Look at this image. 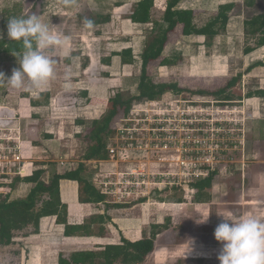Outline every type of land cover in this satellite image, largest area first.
<instances>
[{
    "label": "rangeland",
    "instance_id": "374dc122",
    "mask_svg": "<svg viewBox=\"0 0 264 264\" xmlns=\"http://www.w3.org/2000/svg\"><path fill=\"white\" fill-rule=\"evenodd\" d=\"M124 3L123 0H0V37L8 35L9 19L36 15L63 42L62 47L44 50L45 54L56 62L55 76L48 83L34 89L30 81L26 79L24 87L19 90L6 84L0 85V175L3 168L9 164L7 167L9 178L6 180L2 175L0 181L11 183L12 179L17 176L18 173L14 169L18 171L19 168L15 163H20L23 166V156L21 149L22 158L17 160L13 143L19 145L24 138H27L28 128L31 127L32 131L37 126L35 123L32 125L25 121V103H28L31 97H39L43 90L50 95L54 94L55 103L60 105L61 97L57 99L59 95L57 86L61 87L63 80L71 78L67 68L77 69L78 75L81 70L90 68L89 77L93 78V82H96L97 79L98 82L108 84L109 79L114 80L115 82L111 81V85L114 83L118 86L110 88L107 91V97L110 95L114 97L119 91L128 89L133 93L132 95H138L137 86L143 65L142 54L152 42L153 34H155L154 28L157 25L153 23L141 30L135 29L134 31H138L136 33L137 40H134V34L132 36L122 34L125 27L123 21L132 10L130 7H122L121 5H125ZM259 3L261 4L260 8L249 10L243 7V10L245 11L246 8L250 13L264 11V0H260ZM117 6L121 7L117 8ZM14 11H17L16 16H14ZM163 13L162 6H158L154 12V19H162ZM97 15H102V19L106 20L100 25L93 24L91 28H87L84 24L85 19L93 21ZM203 16L202 21L206 20L209 14ZM151 22L153 21L148 23ZM235 33L237 34L229 39L225 38V34L222 35L210 47L206 46V48L193 39L182 40L180 44H175L176 48L172 52H166V55L171 57L176 64L166 65L161 70L156 69L164 60L165 52L158 60L149 63L148 74L157 83H178L186 91L176 93L169 91L158 95L154 100H135L133 105L150 101L146 108L151 115L171 110L170 103L175 101L177 102L174 106L175 109L180 108L181 111L192 107V105L202 106L205 111L204 122H200L190 129V141L192 142L188 146L190 153H183L185 157L193 158L196 163L191 162L189 166L181 168L182 160L170 165L167 162H159L160 157H153L149 161L142 158L141 160H146V163H141L140 174L147 175L142 188L129 198H116L112 194L105 193L107 195L106 214L97 221L91 218L82 220L79 224L85 227L80 232L83 236L90 231L94 233V231L104 230L107 227L113 230L119 228L122 219H131L134 209L138 215H141L143 227L150 231L153 221H157L155 218H150L152 209L153 214L155 213L154 217L165 218L164 215H167L170 220L164 219V228L161 233L162 237L157 243V251L142 264H189L182 253L193 241L195 247L202 245L207 251L204 255L210 258L207 259L206 264H220L217 257L222 245L216 241L214 236L215 228L223 222V217L219 214L232 219L254 216L264 220V126L256 123L259 119L255 117L261 116V112L258 110L255 112L256 116L249 112L248 114L251 116L247 115L248 120H246L248 98L245 97L247 93L253 92L250 87L262 84L258 83L259 85H257L256 82L252 86L246 84L247 87L248 85L250 87L247 90L244 89V73L258 66L256 60L253 62L246 57L247 53L244 48L247 43L254 44L255 39L246 37L245 30L244 32L242 30L235 31ZM170 36L175 41L181 36V31L176 30ZM125 42L127 44L134 42L136 54L126 57L124 64H121L112 59L111 54L120 53ZM187 58H190L189 62ZM154 67L156 70H153ZM200 67L201 69H199ZM16 68H19L18 58L15 59L12 55L6 54L0 56V72H3L6 78L10 77L13 69ZM194 69L201 71L197 72ZM216 69L224 70V72L228 70L230 74L217 75L216 77L206 74V72L210 73ZM238 74H243V77L233 89L235 98L231 102L212 96H202L194 92L198 89L216 91ZM79 78L81 75L77 77V79ZM250 81V79L247 80V83ZM76 87L80 86L77 84ZM239 95L244 98L239 99ZM69 96L71 98L68 101H72L76 95L71 93ZM259 97L263 98L262 103H264V93L261 95L260 91ZM45 98L43 95L40 97L42 100ZM152 102H156V104L154 105ZM262 103L255 102L252 107L259 108L261 105L264 108ZM222 108L228 109V111L219 113L217 110ZM140 114L143 117L146 116L144 112ZM127 115L124 112L119 115L115 129L120 124L121 118ZM75 126L73 122L64 125L66 135H63V139L58 141L61 144L55 142L51 147H46L48 150L47 162L37 163L38 165L45 164L44 168L47 171L43 177L46 181L50 179L49 172L61 170V173H64L77 168L82 161L87 146H83V143H78V146L74 144L73 138H78ZM180 128L183 129V127ZM83 129L82 126L79 128L80 131ZM181 133L180 129L176 132L179 136ZM165 135L163 132L162 136ZM148 136V133H145L143 139L146 140ZM75 147L78 148L76 154L72 153ZM65 152H70V154L65 156ZM162 154L169 155L165 152ZM173 155L176 160L180 158L176 149L173 151ZM104 161H106L105 165H109V168L103 172L99 171L101 170L100 164L97 169L93 165L86 164L88 172L91 173L90 180L100 191L102 188L95 183L99 174L116 173L118 170L130 172L138 167L133 162L119 165L111 161L110 158ZM197 167L202 169L203 175H208L213 171L217 172L211 188L200 191L192 186V183L197 179L195 175L201 172L197 171ZM166 173H171L173 176L167 178L164 176ZM140 174L137 179H141ZM164 182L166 184L168 182V185ZM182 183L187 186V190L181 187ZM3 193H8L7 189ZM177 197L185 199L175 202L173 198ZM184 202L187 205L181 208L182 206L178 204ZM135 203L141 204L133 208ZM171 213H173V217L170 216ZM173 218L175 219L173 220ZM204 220L206 221L202 222ZM166 231L168 232L165 233ZM62 241L60 239V243ZM76 243L79 248L85 245L83 243L102 242L99 238H94ZM68 251L73 250L68 248ZM16 252H18L16 249H11L9 252L6 250L7 257L11 258L10 261L16 262L19 257ZM1 254L3 258H1ZM6 254L5 251L0 250V264L5 262Z\"/></svg>",
    "mask_w": 264,
    "mask_h": 264
},
{
    "label": "crops",
    "instance_id": "0c3cea01",
    "mask_svg": "<svg viewBox=\"0 0 264 264\" xmlns=\"http://www.w3.org/2000/svg\"><path fill=\"white\" fill-rule=\"evenodd\" d=\"M125 1V5H121L122 7H130L133 9V6L135 3H137L140 0H123ZM127 1V2H126ZM246 0H182L179 2V4L175 7L176 11H186V12H192L193 15L197 19V23L199 25H203L207 19H209L211 16L216 15L219 11V7L222 4L226 3H233V2H244ZM159 3V4H158ZM168 0H155V6H154V12L155 9H158V6H162V10L165 11L167 8ZM121 6H117L121 7ZM129 8V9H130ZM204 14H209L208 18L206 20L204 19ZM132 10L130 11V14L126 16L127 18L123 21L125 24L124 31L122 34L130 35L134 34L135 36L134 40H137V32L134 31L135 29L141 30L142 28H146V26H150V24H153L154 21H161V19H154V14L151 18V23H136L133 22L131 19ZM244 21L245 16L244 15H233L231 16L228 26H227V32L225 33V38L229 39L230 37H233L235 34V31H243L244 32ZM128 30H127V29ZM127 30V31H126ZM176 30L181 31V36L173 41L171 39V36L169 38V41L166 43V46L164 48L165 55L164 59H170L171 57L166 55V52L173 51L176 47L175 44H180L182 40H195L201 43L202 47H210L207 45V41L209 42H216L222 35L216 36L213 40L208 39L205 36H199V35H191V36H184L183 35V26L178 25ZM175 30V31H176ZM140 34V33H138ZM224 35V34H223ZM226 40V39H225ZM136 42V41H135ZM134 43V42H133ZM133 43L131 42H125V44L122 45V49L120 53H114L111 54L112 59H114L116 62H120L121 64H124L126 57H131L128 55L123 54L124 50H127L129 48L132 49V54H136L135 47L133 46ZM230 44V43H229ZM212 45V44H211ZM200 47V46H199ZM245 49V48H244ZM183 54V53H182ZM250 60L256 63L258 62V66L253 67L251 70H249L247 73H244V89L247 90L250 85L246 84H252L254 82L259 85L257 87H250L251 91H261V95L264 93V46H261L254 51L246 54ZM136 57V56H135ZM162 57V56H161ZM190 58H187L189 62ZM176 64V62L174 63ZM171 64V65H174ZM254 64V63H253ZM169 66V65H167ZM166 67V65H161L158 68L154 67L153 70H161L162 68ZM156 68V69H155ZM201 69V67L199 68ZM194 69V71L200 72L201 70ZM67 70L70 72L71 78H67L61 82V87L57 86V91H59V97L60 99V105H57L55 103V96L54 94L45 93L42 90V93L39 95V97H31V99L28 100V103H25V121L28 124H37L34 129L31 131V127L28 128L27 138H24L20 144L22 149V156H23V176H30L33 174L35 169L37 168L38 162H47L46 159L48 158V150L46 147H51L52 145L57 142L59 145L61 144L60 141L63 139V135H66V130L64 125H66L69 122H73L76 126V133H80L82 131L79 130L81 127L78 125V121H84V135L83 137L73 138V142L75 145L78 146L79 144L83 143V146L87 149L93 144L92 135H93V125L94 122L100 120L103 118L107 110L109 108V101L111 98L107 97V91L110 88H113L118 85H114L111 81L115 82L112 79H109V83L105 84L103 82H98L96 79V82H93V78H90V68H85L81 70V78L77 79L78 71L77 69L67 68ZM199 70V71H198ZM209 70V69H208ZM73 72V73H72ZM68 74V75H69ZM207 75H212L213 77H216L217 75H226L230 74V71L221 69L212 70L209 72H206ZM66 75V74H64ZM67 75V76H68ZM193 76V75H192ZM122 79V78H121ZM251 80L249 83H247V80ZM119 81V80H118ZM121 81V80H120ZM259 83V84H258ZM77 84L80 87H76ZM116 84V83H115ZM70 88H73L70 90ZM75 88V89H74ZM71 93H74L75 98L72 99V101H68V99L71 98L69 96ZM96 93V94H95ZM45 96L46 98L44 100L40 99L41 96ZM38 101V104H34L32 101ZM263 98L261 97H252L247 99L248 108H246V118L249 112H251V115H255V112L258 110L261 112V116L255 117L259 119V121H256L259 125L264 126V108L260 105L259 108L252 107L255 102H258L259 104L262 103ZM250 104V105H249ZM264 104V103H262ZM251 106V107H249ZM60 111V112H59ZM263 113V115H262ZM250 115V116H251ZM256 116V115H255ZM250 118V117H249ZM248 120V118L246 119ZM252 120V119H251ZM253 120H255L253 118ZM61 125H58V124ZM63 125V126H62ZM78 151V148H74L72 150V153H75ZM65 156H68L70 152H65ZM63 156V155H62ZM88 165H93L94 168L97 169L98 165L100 164L101 170L99 171H105L109 167V165H105L106 161L104 160H91L89 162H85ZM61 172V170H59ZM1 182V181H0ZM9 183V182H6ZM33 184L30 182H19L14 189L11 191V198H21L25 197L31 190ZM7 191L9 192V184H7V187H5ZM60 189H61V198L64 203L68 205L69 209V216H68V224H57L56 223V216H46L41 219L40 223V230L39 231H33V230H27L22 231L17 234V236L14 239V243L7 248L8 252L11 249L18 250L17 255L19 256L16 260V262L10 261L11 258L7 257L6 250L3 248H0L1 251H5V262L1 264H59L60 254L61 252H68V248H71L72 250H77L78 248L76 245V242H82V240H89L94 238H99L102 243H83L82 247L91 246V245H105V244H121L124 243V240L128 241H137L143 238V230L147 229L146 227H143L142 224V217L141 215H138V213L135 212V209L133 211V215L131 219H122L120 222L119 228H115L114 230L110 227H107L104 230H97L90 231L88 234H81L80 232L83 231L85 228L81 224H79L82 220L91 218L92 220L95 217H98V219L104 217L105 210H106V202H82L80 199V184L78 181L70 180V179H62L60 183ZM102 192V191H101ZM104 193V192H102ZM105 194V193H104ZM185 199V198H184ZM167 201V200H166ZM106 203V204H105ZM141 203H135L133 208H136ZM178 205H181V208H184L183 206L187 205V203H179ZM150 218L151 219H157V221H153V223H160L164 224V219L166 218L167 221H169L170 217H167V215H164L165 218H156L154 217L155 213L153 214V210L151 209ZM173 217V213L170 215ZM73 219L74 224L76 226H73L71 229H69V225L71 224ZM175 218H173L174 220ZM110 220V219H109ZM111 221V220H110ZM67 228L69 230V233H67ZM86 230V229H85ZM166 231L165 233H167ZM164 233V234H165ZM89 235V236H87ZM162 237V234L158 236V238L155 241V250L148 256V258H151L153 254L157 251V243L159 239ZM60 239H62V243H60ZM103 240V241H102ZM189 247H186V249L183 251L184 258L187 259V262L189 264H206L208 257L207 255H204L207 253L204 246L197 245V247L194 246L195 252L191 255L186 254ZM1 258L2 254H1ZM147 258V259H148Z\"/></svg>",
    "mask_w": 264,
    "mask_h": 264
},
{
    "label": "trees",
    "instance_id": "16d2710c",
    "mask_svg": "<svg viewBox=\"0 0 264 264\" xmlns=\"http://www.w3.org/2000/svg\"><path fill=\"white\" fill-rule=\"evenodd\" d=\"M182 0H168L167 8L162 15L161 21H154L157 25L154 28L153 40L148 45L143 54L142 73L138 82V95L128 90L119 91L110 98L107 114L93 125V144L87 149L82 161L77 168L67 170L64 173L53 171L50 179L46 181L43 177L47 169L45 164L37 165L32 175L27 177L15 176L11 183L0 182V248H7L14 243V239L19 232L26 230L39 231L41 219L46 216H56L57 224H68V205L62 201L60 183L62 179L78 181L80 184V199L82 202H106L107 195L102 193L90 180L91 173L85 161L107 160L109 151L107 148L110 137L115 133V124L119 115L124 112L129 114L133 102L141 99L154 100L158 95L166 92L186 91L178 83H157L148 74L150 62L158 60L169 41L170 35L176 30L178 25L183 26V35L205 36L213 40L216 36L227 32V26L231 16L244 15V30L246 37L255 39L254 44L247 43L245 53H250L255 49L264 46V11L250 13L248 9L260 8V0H246L243 3L233 2L222 4L216 15L211 16L203 25L197 23L192 12L176 11L175 7ZM155 0H140L134 4L131 19L133 22L146 24L151 21L154 14ZM245 8V11L243 10ZM17 11H14V14ZM16 16V14L14 15ZM106 20V19H105ZM102 15H97L93 24L100 25L103 21ZM212 42L207 41L211 46ZM23 51L22 44L9 39L8 35L0 37V56L2 54L12 55L15 59ZM123 54L132 56V49L123 51ZM174 62L164 59L161 65H171ZM243 74H238L230 78L227 83L216 91L208 89H198L195 94L202 96H212L223 101L231 102L235 98L233 89L242 79ZM260 91L249 92L246 98L259 96ZM239 99L244 96L239 95ZM38 104V101H32ZM78 125L84 127V121H78ZM84 132L76 133L77 137H83ZM216 171L209 173L206 177L200 178L192 183L197 190H206L212 187ZM4 175L3 178H8ZM19 182H30L33 184L30 192L21 198L12 199L11 191ZM9 184V192L3 193ZM175 202L184 200L181 197L173 198ZM141 201V200H140ZM98 217L94 218L97 221ZM89 220V219H88ZM74 224L73 219L69 225L71 229ZM164 225L152 223L150 231L143 230V238L137 241L124 240L121 244L91 245L81 247L77 250L61 252L59 264H142L148 256L155 250V241L163 232ZM67 233L69 230L67 228Z\"/></svg>",
    "mask_w": 264,
    "mask_h": 264
},
{
    "label": "built area",
    "instance_id": "2783aa9c",
    "mask_svg": "<svg viewBox=\"0 0 264 264\" xmlns=\"http://www.w3.org/2000/svg\"><path fill=\"white\" fill-rule=\"evenodd\" d=\"M149 104L150 101L134 104L129 114L121 118L120 124L116 127L115 133L110 137L107 145L111 161L119 165L131 164L133 162L138 167L132 169L130 172L118 170L116 173L99 174L100 176L95 179V183L102 188V192L112 194L116 198H129L135 195L137 193L136 191L145 184L147 176L145 173L140 174L142 164L146 163V160H141L142 158H146L149 161L153 157H160L158 160L159 162H167L170 165L182 160L180 165L181 168L189 166L191 162H193V164L196 163L193 158H187L183 153H190V148H188L189 144L192 143L190 141V129L200 122H204L205 111L202 106L192 105V107H188L181 111L180 108L175 109L174 106L177 104L175 101L170 103V106H172L171 110H164L156 115H151L146 108ZM152 104L155 105L156 102H152ZM217 111L220 113L228 111V109L225 110L222 108ZM141 112H144L146 116L143 117L140 114ZM180 127H183V129ZM178 129L182 132L181 136L176 134ZM163 132L166 134L165 136H162ZM145 133L149 135L146 140L143 139ZM194 136L199 138L198 135L194 134ZM13 145L15 146L14 151L17 155V160H20L22 158L20 153L21 144L18 145L13 143ZM175 149L180 155L178 160H176L175 155H173ZM162 152L169 155L165 156ZM8 165L3 168L0 176H9V170L7 169ZM15 165L19 168L18 171L14 169V171L18 173L17 175L27 177L22 175L24 163L22 164L23 166H21L20 163H15ZM197 168V171L201 172L195 175L197 176L196 180L207 176L205 174L203 175L200 167ZM138 174H140L139 176H141V179H137ZM164 176L171 178L173 175L171 173H166ZM8 178H6V180ZM164 183L166 184V182ZM166 185H168V182ZM181 187L187 190V186L183 185V183Z\"/></svg>",
    "mask_w": 264,
    "mask_h": 264
},
{
    "label": "clouds",
    "instance_id": "9594fccd",
    "mask_svg": "<svg viewBox=\"0 0 264 264\" xmlns=\"http://www.w3.org/2000/svg\"><path fill=\"white\" fill-rule=\"evenodd\" d=\"M84 24L91 28L93 21L85 19ZM8 37L21 43L23 51L17 56L19 68L13 69L10 77L0 72V85L19 90L27 79L38 89L54 78L56 62L44 50L62 47L63 42L47 24L36 15L12 18L8 22ZM219 215L223 222L215 228L214 236L222 245L217 257L220 264H264V220L254 216L232 219ZM194 252L193 241L186 254Z\"/></svg>",
    "mask_w": 264,
    "mask_h": 264
}]
</instances>
